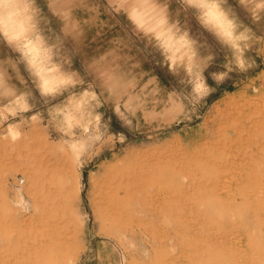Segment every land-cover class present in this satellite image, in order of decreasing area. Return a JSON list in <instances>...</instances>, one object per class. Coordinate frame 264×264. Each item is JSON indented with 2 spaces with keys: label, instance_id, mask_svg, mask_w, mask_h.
Instances as JSON below:
<instances>
[{
  "label": "rangeland",
  "instance_id": "374dc122",
  "mask_svg": "<svg viewBox=\"0 0 264 264\" xmlns=\"http://www.w3.org/2000/svg\"><path fill=\"white\" fill-rule=\"evenodd\" d=\"M258 2L217 0L245 36L236 51L187 0H34L32 34L70 83L42 95L0 38V264H264ZM134 3L187 33L193 59L170 64ZM204 77L210 95L192 90ZM118 178L130 192L110 217Z\"/></svg>",
  "mask_w": 264,
  "mask_h": 264
},
{
  "label": "clouds",
  "instance_id": "9594fccd",
  "mask_svg": "<svg viewBox=\"0 0 264 264\" xmlns=\"http://www.w3.org/2000/svg\"><path fill=\"white\" fill-rule=\"evenodd\" d=\"M33 2L34 0H0V38L14 46L21 56L26 58V62L35 69L41 94L53 95L70 81L57 75L60 71L59 67L55 63L47 62L49 58L45 56L46 49L42 45V37L39 34H32L36 29L31 8ZM187 3L189 7L197 11L196 19L201 27L228 42L232 49L241 51L240 46L245 36L236 30L234 21L225 15L217 0H187ZM256 7L264 11V0H259ZM128 18L146 35L153 36L162 54H168L170 64L183 67L186 61L190 62L193 59V54L189 50V40L186 39L187 33L176 35L165 19L153 20L149 14H141L136 9L128 13ZM205 89L208 95L214 91L204 77L203 84L195 83L192 90L199 94ZM203 98V96L200 97V99ZM76 107L79 109L81 104L78 103ZM62 118L66 126L65 131L68 133L73 132L79 124V121H74L71 115L66 114ZM83 131L88 132L89 128L84 126ZM71 147L75 150L78 147L82 148L83 145L73 144Z\"/></svg>",
  "mask_w": 264,
  "mask_h": 264
},
{
  "label": "bare ground",
  "instance_id": "6f19581e",
  "mask_svg": "<svg viewBox=\"0 0 264 264\" xmlns=\"http://www.w3.org/2000/svg\"><path fill=\"white\" fill-rule=\"evenodd\" d=\"M118 181L120 184L112 186V188L107 189L108 196L105 199V205L107 207L108 214L110 217L115 215V212H118L117 210H120V208L118 207L119 193L124 192L126 194V193L130 192L129 187L126 186V183H125L126 180H124L123 178H118ZM21 203H23V202H21V200H20L18 202V205H20ZM21 205H23V204H21ZM116 214H118V213H116Z\"/></svg>",
  "mask_w": 264,
  "mask_h": 264
},
{
  "label": "crops",
  "instance_id": "0c3cea01",
  "mask_svg": "<svg viewBox=\"0 0 264 264\" xmlns=\"http://www.w3.org/2000/svg\"><path fill=\"white\" fill-rule=\"evenodd\" d=\"M132 9H136L139 13L143 14L142 12H140V10L137 8L136 3L133 4V8Z\"/></svg>",
  "mask_w": 264,
  "mask_h": 264
}]
</instances>
